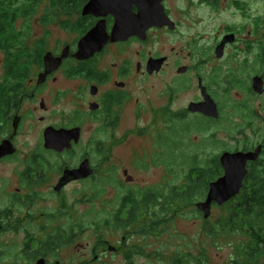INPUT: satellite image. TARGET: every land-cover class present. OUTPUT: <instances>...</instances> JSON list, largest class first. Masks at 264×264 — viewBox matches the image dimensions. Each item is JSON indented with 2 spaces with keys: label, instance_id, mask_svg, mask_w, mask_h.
I'll return each mask as SVG.
<instances>
[{
  "label": "flooded vegetation",
  "instance_id": "af4514ba",
  "mask_svg": "<svg viewBox=\"0 0 264 264\" xmlns=\"http://www.w3.org/2000/svg\"><path fill=\"white\" fill-rule=\"evenodd\" d=\"M89 1L81 3L79 14L64 19L71 21L73 27L64 28L55 24L62 32L78 34L73 42L58 40L51 44V23L42 24L43 11L38 23L46 29L44 37L31 43L34 48H42V64L26 68L8 65L11 55L4 48L0 49L3 56L0 65V148L6 147L9 151L0 159V170L11 167L15 176L11 182L2 180L1 188L13 186L15 189L7 196L9 200L5 206H0V264L11 258L16 259L15 264H20L17 261L25 264H65L59 259V253L72 249L91 226L97 230L96 243L91 250L92 259L82 260L79 264H101L112 255L122 256L125 264H137L136 256L146 257L140 245L129 243L135 237L146 236L138 230H147V189L140 196L126 191L124 180L114 174L116 169L106 170L104 166L111 160V149L102 146L98 136L93 137L90 146H82L89 123L103 125L100 129L97 127L99 135L120 126L121 113L125 108L136 106L142 113L144 104L140 99H136V105L132 101L135 94L143 92L138 85L141 80L171 71L172 84L163 93L168 95V103L161 110L166 130L171 126L170 120H173L172 129L177 131L180 119L201 122L205 127L211 120H220L222 106L249 107L250 98L264 96V93L258 94L253 89L257 77L264 82V54L259 55L258 46L260 29L264 28V14L261 15L264 0H148L152 2L158 18L156 25L147 30L145 39L133 35L126 41L109 42L94 57L80 61L74 55L82 37L101 20L106 21L109 33L115 23L112 15L106 18L83 16V8ZM17 5L7 3L8 8L13 10ZM139 5L145 7L143 3H134L130 9L135 15L140 13ZM69 6L78 8L80 4ZM79 21L87 29L83 35H80L81 29L76 28ZM21 22L24 20L15 18V26L4 28L1 41L17 39ZM10 23L7 18L6 26L9 27ZM10 31L14 34L9 35ZM40 40H43L41 45ZM150 44L158 49L147 50ZM133 46L136 47L133 57L125 58ZM67 49L68 57L53 73L46 74V55L61 57ZM11 51L14 60V55L18 54L17 43L11 46ZM245 54L249 58H245ZM119 58H123L122 64L108 63ZM161 59L165 61L160 71L152 67L151 70L150 62ZM72 82L79 85L69 90V83ZM184 92L191 93L193 97L186 108L175 110L174 104ZM241 92L246 99L241 98ZM205 94L216 103L220 114L218 119L190 112L191 104L206 102ZM29 121L31 125L26 132ZM36 121L38 125L35 126ZM51 128L58 131L79 129V139L70 141V147L63 151L48 148L46 132ZM205 132L204 137L210 135V129H205ZM35 134L34 146L32 135ZM153 152L154 164H164L165 149L161 154L156 149ZM85 162L93 171L89 177L62 182L67 172L80 169ZM104 170L109 175L106 180L117 191L110 198L100 195L106 192L105 188L100 192L95 186ZM124 176L126 182H134L128 169ZM72 187L76 188L73 194L77 204L93 203L103 198L104 210L100 215L90 217L87 223L82 220V215L74 217L72 207L67 204V193ZM53 201L58 202L56 210L48 208L47 203ZM0 203H3L1 198ZM103 230L115 234L117 244L112 245ZM8 235L13 236L12 246L4 241Z\"/></svg>",
  "mask_w": 264,
  "mask_h": 264
},
{
  "label": "rangeland",
  "instance_id": "374dc122",
  "mask_svg": "<svg viewBox=\"0 0 264 264\" xmlns=\"http://www.w3.org/2000/svg\"><path fill=\"white\" fill-rule=\"evenodd\" d=\"M49 5V2L42 6L41 11L38 13V16L35 21L21 22L19 29L23 30L28 38L32 42L37 41L44 37L45 30L44 27L39 23L44 9ZM262 9V7H261ZM264 14V10L261 11V15ZM52 37L51 44H55L58 40L73 42L78 34H70L62 32L55 24H51L49 27ZM264 28L260 29V38H259V55L264 54ZM136 47L133 46L129 48L128 54L125 58H132L135 54ZM149 51L157 50L158 47L154 44H150L146 48ZM242 58V57H241ZM245 58H249L245 54ZM260 59V58H259ZM3 60V56L0 55V65ZM123 58L117 60L111 59L109 64L119 63L122 64ZM172 84V73L168 71L167 74L161 75L156 78L149 80H141L138 84L143 88V92L137 93L134 95L133 105L135 104L136 99H140L141 103L144 104V110L140 114L138 107L131 106L130 108H125L123 110L120 126L116 129H107L106 132H101L97 135L98 128L100 129L103 125L98 123H89L85 128L84 132V141L82 146H90V142L94 136H98L99 141L103 142L102 146L110 148V155H105L110 157L111 160L109 164L104 166L106 170L110 168H115L117 172L114 174L124 180L126 184V191L131 193H136L141 195V192L146 189H154L159 192H167L170 187L177 186L185 183V174L189 170L187 165L180 169V172L173 176L172 173L167 171V167L161 162L154 164L153 154L155 152L164 151V148L159 145L160 135L166 131L167 125L163 121L164 117L161 114V110L166 108L168 103V95L164 93L165 89L168 88V85ZM79 84L69 83V90L74 89ZM242 94V99H246V95ZM192 94L184 92L180 94L177 102L174 104L175 110H182L186 108L189 101L192 99ZM237 98V97H236ZM241 99V100H242ZM136 105V104H135ZM251 109L256 111L258 119L255 120V123L251 126L244 128L243 135L238 130L231 133L221 131L217 134L218 140H221L224 143L225 148H238L239 142H243L246 137L251 138L256 143L261 141L264 137V96H257L250 98ZM228 113L231 112L230 107L226 109ZM140 115V118H138ZM236 122L244 124L240 119H237ZM31 122L29 121L26 125L25 131L28 132ZM38 125L36 121L35 126ZM98 127V128H97ZM30 136V133L27 134ZM34 138V146L36 145V134L32 135ZM208 137V136H205ZM193 141L195 143H200L202 136L198 133L192 135ZM24 138L21 139L23 141ZM24 144L23 146H26ZM222 146V145H221ZM218 152V150H216ZM219 153V152H218ZM106 157V158H107ZM166 157V156H165ZM149 167H146V166ZM126 169L129 170L130 175L133 177L134 182H126V177L124 172ZM13 168L3 167L0 170V206H5V202L9 200L7 197L15 189L13 186L3 187L2 180H9L10 182L15 179L13 175ZM109 175L106 174V171L100 173L98 181H96L95 186L97 185L100 189V192L103 188L106 189V192L102 197L110 198L117 191L113 186L108 182ZM76 188L72 187L67 193V204L73 209V216L79 217L83 216L84 223L90 221V217H95L100 215L103 209V202L100 198L93 203L84 202L83 204H77L76 198L74 197ZM203 201V200H202ZM58 202L53 201L47 203L50 210H56ZM46 205V204H45ZM220 207H214L212 210V216L209 219L213 222L215 219L222 217L225 214V211L219 209ZM197 206L188 207L184 210L183 213H178L173 220L170 222L169 227L166 228V232L158 236H144V237H135L131 240L129 244L140 245L143 250L146 252V257L136 256L135 260L137 264H173L172 258L177 255L185 258L190 264H196V260H200L202 264H232L233 260L236 259V249L242 243L245 242L244 237L239 235H229V234H219L218 236L209 235L204 228L205 220L204 218H197L195 216V210ZM88 230H85L83 237L72 249L68 248L59 253V259L62 260L65 264H79L82 260L89 261L92 259L91 250L96 243V234L97 230L91 227H87ZM110 230H103L108 234V238L111 239L112 245L117 244V236L109 232ZM9 243L11 246L13 244V236L8 235L4 240ZM16 248L17 245H16ZM83 248V250H82ZM82 250V251H81ZM155 255V257H152ZM151 256V257H150ZM16 259L11 258L9 260L3 261V264H15ZM20 264H25L23 261H17ZM101 264H125L122 256L112 255L104 259Z\"/></svg>",
  "mask_w": 264,
  "mask_h": 264
},
{
  "label": "trees",
  "instance_id": "16d2710c",
  "mask_svg": "<svg viewBox=\"0 0 264 264\" xmlns=\"http://www.w3.org/2000/svg\"><path fill=\"white\" fill-rule=\"evenodd\" d=\"M46 1L49 2V6L44 9L42 24L45 25L48 21L64 28L73 27L74 24L71 21L64 19L79 14L81 3L86 2V0H0V49L4 48L11 55L8 65L26 68V66L43 63L44 52L40 50L42 48L32 47L31 38H28L23 30L19 31L18 38L13 41L4 42V40L1 41V38L4 35V28L15 26V18L27 22L40 12V7ZM7 3L18 4L16 10L8 8ZM75 3H79L80 6L78 8L69 6ZM7 18L11 20L9 27L6 26ZM81 20L83 21V19ZM81 23L79 21L76 28H80V35H83L87 29ZM11 33L14 34L10 31L9 35ZM16 43L18 44V54L14 55L16 58L13 60L11 46ZM39 43L41 45L43 40H40ZM229 107L230 113L226 110ZM237 119L242 120L244 124L236 122ZM256 119H258L256 111L251 107L224 105L220 120H211L205 127L201 122L180 119L179 129L175 131L174 128L172 129V126L174 127L173 120H170V128L158 138L159 145L165 149L164 164L167 171L173 176L187 165L189 170L184 177L186 181L181 185L170 187L167 192H159L154 189L146 190L147 230H138L139 233L146 236H158L165 233L166 228L178 213H183L186 208L196 206L204 200L210 184L224 174L220 163V157L224 152L253 151L260 146L259 144H262L261 158L259 161L249 164L248 176L241 194L219 208L225 211L222 217L213 222L204 219V228L212 236L229 234L244 237L245 242L237 247L236 259L232 264H264V137L258 143L246 137L243 142H239L242 144H239L238 148L232 149L225 148L224 143L218 140L217 136L221 131L232 134V132L242 129L244 132V128L254 124ZM205 129H210L208 137L203 136V133L207 134ZM195 132L202 135V140L198 144L192 139ZM139 210L140 208H138ZM194 212L197 218H204L198 209ZM68 239L70 240L69 236ZM136 248L139 251V247ZM196 261V264H202L199 259ZM172 262L173 264H190L185 258L178 255L172 258Z\"/></svg>",
  "mask_w": 264,
  "mask_h": 264
},
{
  "label": "water",
  "instance_id": "95a60500",
  "mask_svg": "<svg viewBox=\"0 0 264 264\" xmlns=\"http://www.w3.org/2000/svg\"><path fill=\"white\" fill-rule=\"evenodd\" d=\"M134 3H143L145 7H140V13L135 15L131 9ZM152 2L148 0H91L83 8V16H95L96 18H106L112 15L115 19L114 26L111 33L107 31L105 20L96 23L78 43V51L74 57L77 60H88L104 50L109 42L126 41L131 36L137 35L145 39V34L148 29L156 25L157 12L152 8ZM69 49L65 50L61 57H54L48 54L45 57L46 74L53 73L63 60L69 55ZM164 59L152 60L149 64L151 69L160 71ZM152 70V69H151ZM45 75V74H44ZM44 75L42 77H44ZM254 91L258 94L264 93L263 79L257 77L254 80ZM206 102L204 104H191L190 112L202 113L208 117L218 119L220 114L216 103L205 94ZM79 129L54 130L48 129L46 132V147L63 151L64 148L70 147V141L79 139ZM263 146H258L253 151H238V152H224L220 157V163L224 170L223 176L212 182L209 187L206 198L199 202L196 206L202 212L205 220H209L212 216L214 206L222 207L230 200L238 197L248 176V166L251 162H257L261 158ZM9 151L6 147L0 148V159L7 155ZM80 169L76 171H69L63 183L72 179H83L89 177L93 171L88 162H85Z\"/></svg>",
  "mask_w": 264,
  "mask_h": 264
}]
</instances>
